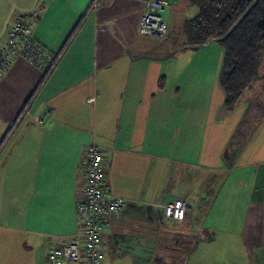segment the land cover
<instances>
[{
  "label": "crops",
  "instance_id": "crops-1",
  "mask_svg": "<svg viewBox=\"0 0 264 264\" xmlns=\"http://www.w3.org/2000/svg\"><path fill=\"white\" fill-rule=\"evenodd\" d=\"M162 1L165 38L138 34L145 0H102L88 13L90 0H0V43L35 5L32 37L49 51L78 25L42 82V70L21 55L0 79V140L34 91L0 147V264H46L47 250L78 229L91 143L110 192L124 199L102 230L100 264H173L175 255L179 264H230L223 257L231 246L218 242L219 218L230 224L237 203L233 190L247 206L245 233L264 236V160L248 161L247 144L240 147L257 122L259 132L264 104L257 94L240 100L243 92L224 108L216 40L188 46L182 28L196 7ZM235 169H248L245 182L228 179ZM228 183L238 186L227 193ZM173 199L186 204L183 219L164 215Z\"/></svg>",
  "mask_w": 264,
  "mask_h": 264
},
{
  "label": "built area",
  "instance_id": "built-area-1",
  "mask_svg": "<svg viewBox=\"0 0 264 264\" xmlns=\"http://www.w3.org/2000/svg\"><path fill=\"white\" fill-rule=\"evenodd\" d=\"M102 0H90L86 13L95 11ZM162 0H145L144 10L139 18L138 34L165 38L168 25L163 15ZM38 5L30 11L17 16L7 28L0 43V79L3 77L11 59L21 55L42 70V82L58 62L62 50L49 51L32 37V22L38 15ZM29 100L22 107L16 119L8 124L5 137L12 131L22 113L27 109ZM46 113L36 115L35 120L43 122ZM84 172L83 186L76 201L78 229L62 244L52 246L46 253V264H100L102 260V230L111 214L118 213L124 199L110 192L104 174V159L96 143L86 146L82 162ZM164 215L170 219H183L187 213L182 199H173L164 204Z\"/></svg>",
  "mask_w": 264,
  "mask_h": 264
},
{
  "label": "trees",
  "instance_id": "trees-1",
  "mask_svg": "<svg viewBox=\"0 0 264 264\" xmlns=\"http://www.w3.org/2000/svg\"><path fill=\"white\" fill-rule=\"evenodd\" d=\"M189 2L197 11L184 21L182 30L186 44L194 48L213 37L221 45L223 53L218 82L223 92V106L230 110L245 90L262 86L259 82L264 80L260 69L264 61V0ZM77 27L72 29L60 48L62 51ZM172 260L173 264L180 261L176 255Z\"/></svg>",
  "mask_w": 264,
  "mask_h": 264
},
{
  "label": "rangeland",
  "instance_id": "rangeland-1",
  "mask_svg": "<svg viewBox=\"0 0 264 264\" xmlns=\"http://www.w3.org/2000/svg\"><path fill=\"white\" fill-rule=\"evenodd\" d=\"M215 52L219 50V54L222 55V48L221 45L216 41L214 42ZM192 50H186L183 52V56L191 52ZM206 51V50H205ZM222 60V59H221ZM214 64V63H213ZM213 71L217 72V65L214 64ZM212 69V68H211ZM261 71L264 73V61L261 65ZM220 71V69H219ZM259 84H262V87L264 86V80L260 81ZM220 94L222 93L221 89H219ZM249 94H257L261 100V102L264 104V89L260 87H255L250 90L244 91L243 95L241 96L240 100L243 99V97H247ZM216 101V99H215ZM239 108H241L239 105L236 107V109L231 113L234 117L238 118L236 113L239 111ZM252 117V116H251ZM261 120L264 119V115L260 117ZM233 117H231L232 122ZM260 120V121H261ZM259 123L252 125L251 133L248 136V140L243 144V147L245 144H247V152H245L244 156L246 155V159L248 161L256 162V160L263 159L264 160V120H262L261 128L257 134H255L254 129L256 126L258 127ZM232 127V126H230ZM234 140V139H233ZM226 164H228V160H226ZM238 172V173H237ZM248 169L246 170H240L235 169L232 172H230L229 178L230 181L236 178V182H245L248 178ZM227 176V173H226ZM232 186V187H230ZM238 185L234 186L232 184L225 185V191L229 193L232 189L236 188ZM230 187V188H229ZM231 189V190H230ZM236 192L237 200H235L237 203L231 206V213L230 214V224L224 225L221 221H224V216L221 214L220 220V227H219V242L220 247L225 249L226 242L231 246V250L229 254L223 258H225V261L230 264H264V236L262 232H256L255 234H251L250 229H247L246 233L243 230V221L246 214V203L245 205L242 203V200L244 199L242 195L238 190H233ZM222 210H227V208L224 209L222 207ZM245 224V228H250V220H247ZM227 229V230H226ZM229 230V231H228ZM244 232V233H242ZM242 233V234H241ZM241 234V235H240ZM223 246V247H222ZM223 252V251H222ZM163 264V262H162Z\"/></svg>",
  "mask_w": 264,
  "mask_h": 264
}]
</instances>
